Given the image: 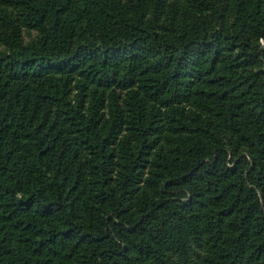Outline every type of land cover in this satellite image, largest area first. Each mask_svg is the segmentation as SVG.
I'll return each mask as SVG.
<instances>
[{
  "label": "trees",
  "instance_id": "trees-1",
  "mask_svg": "<svg viewBox=\"0 0 264 264\" xmlns=\"http://www.w3.org/2000/svg\"><path fill=\"white\" fill-rule=\"evenodd\" d=\"M0 264H264V0H0Z\"/></svg>",
  "mask_w": 264,
  "mask_h": 264
}]
</instances>
